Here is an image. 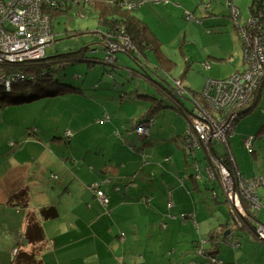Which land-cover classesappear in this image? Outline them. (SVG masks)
<instances>
[{"label":"rangeland","instance_id":"rangeland-1","mask_svg":"<svg viewBox=\"0 0 264 264\" xmlns=\"http://www.w3.org/2000/svg\"><path fill=\"white\" fill-rule=\"evenodd\" d=\"M3 1L8 2L11 0ZM53 1H58L63 5L65 11H60L50 16L51 19L53 18L54 30L56 32H54L55 35L46 51L48 57H53L57 52L61 54L75 52L87 46L99 45L98 48H103L102 43L104 42V38L102 37L100 39V37L106 31V24L100 19L101 12L97 4L101 2L113 3L117 2L116 0ZM211 1L212 0H127V2L130 3H123L132 16H136L140 19V17L143 18L144 15L145 21L150 24L149 26L154 32V35L159 38L162 43L164 55L173 61L174 64L172 66L168 62L167 65L162 64L161 61L156 58L155 53L149 52L150 62L157 71L167 72L173 77H176V80H174V78L172 79L174 80V86L176 87L178 95L190 93V90L201 91L208 80L227 79L240 71L243 72L247 70L248 62H257L255 59V52H259L260 54L261 49L264 51V34H262L264 31L263 13H260V15L257 13L251 15L250 9H248L249 0H240V8L242 9L238 11L240 13L237 12L238 9L235 8L236 5H234L235 7L231 6L233 21L235 23L233 28L227 27L219 32L215 28L210 27L207 22H211L212 19H217L215 16L222 17L225 9L227 10L228 8V0H215L213 7L209 9L210 15H208L206 14V9ZM129 5L132 7H128ZM155 7H157V9ZM67 9L69 10L68 12ZM185 12V19H182ZM200 21L207 22L203 24L200 23ZM242 37L244 45H242L240 39ZM112 44L116 45L111 48L112 51L115 52L111 54L112 56L105 59V65L107 67L103 66L99 70H92L88 66V63H84L67 67L61 65L62 67L58 69L62 70L59 73L60 75L56 77V80L62 84L66 82L65 77H72V79L75 80L76 76L79 78L81 76L82 79H87L86 84L89 86L99 87L98 89L94 88L96 90L91 92L100 93V95H98V100L89 99L90 101H87L88 99H86V97H90L88 94L87 96H67L55 100L56 103L54 104L46 105L42 102L43 100H39L37 103L40 105L36 106L37 104L34 103L27 104L25 109L17 108L15 105H5L0 101V150L3 149L8 135H11L10 140H12L16 139V137L25 130H28L20 128L22 125L19 123L22 120L45 125V128L49 131L59 128L60 132H64L68 129L77 132V129L81 127L84 130H82L81 136L78 137H86L89 140L94 139L102 146H109L111 143L107 136L114 131L111 129L112 126H110L112 121L103 120L101 116L104 110H108V112L111 113L113 109H116L117 119L115 121L118 127L123 125L124 133H126L127 126L132 127V123L128 122L129 119H132L133 123H135L134 131L144 127L147 132L150 131L148 138L150 139L153 136L152 144L146 145L144 150L146 154H149L145 159L148 173L154 171L156 176L161 177L164 181L170 183V185H174L175 181L178 183L182 181H185V183L189 182L191 181L190 177L194 176L191 178L197 180L199 190L204 194H200L197 190H194L192 195L189 194L191 188L190 184V187L186 186V188L179 191V193L183 192L189 197L185 205L187 206L186 209L182 210L180 207L176 208L174 202H168V204L165 202L161 211H155L156 203H153L151 205V211H146L145 217L144 213H141L142 220L144 218L148 222L150 218H152V220L155 219V226L148 225V228L151 227V234L155 236L150 239L153 241H149L148 245H157V249L163 251L173 246L174 249H179L178 252L180 255L177 256L178 259L184 264H187L189 260L192 259L191 256L197 255L195 253V244L199 242V244L201 246L204 245V247L209 245L207 235L221 220L219 218L222 217L218 209L219 206L215 205L212 199H209L207 202V192L203 190L207 172L210 180L215 181L216 190L220 195V190H222V195L228 204H230L231 209L240 214V216L244 217V215H246L244 210L246 205L251 208V203L254 204L255 202L254 200H249L248 196L245 197L246 199L243 198L241 181L238 180V177H240L239 170L237 169L236 161L232 155L230 154L231 157L228 155L231 166H227L221 159H217V155L212 154L214 147L221 145L222 140L216 138L219 142L213 144L209 143V141L203 142V144L198 142L197 144L196 136L194 138L191 136V143L184 141L183 136L179 137L177 142L174 140V137L185 134V131L188 133L189 127L186 124L187 122L188 124L190 123L193 129V124L196 125L197 122L203 120L201 116H199L200 118L197 117L195 112L200 109L199 105H204L205 107H201L199 111L202 112V116L205 114L206 105L202 94L200 95L201 98L196 96V101H192L195 102V104L190 100L186 102L191 111L180 113L169 109L158 111L160 106L157 105L149 108L146 112L142 103L138 104L128 101V99L124 101V98H121L120 95V97L117 98L118 93L113 92L115 85L114 75H116L115 77L118 82H120V80L122 81L124 77V84L129 83L130 76L136 77L142 82L144 81V83H147L150 87H152V85L146 77L136 73L132 69H130V71L128 70L131 75L129 73L124 76L122 75V73L125 74L124 69L127 68L128 63L125 60L124 62L121 61L123 60L121 56L119 60L118 55L130 52L132 46L131 43L126 40H122V43L118 45L108 39L106 46L110 47ZM223 47L227 50V55L221 51ZM90 52L94 54L96 51L90 49ZM109 52L111 51H108V53ZM259 54L257 53V56ZM162 67H167L169 70L163 71ZM137 70L139 69L137 68ZM262 80H264V76ZM109 81H113L114 85L107 84ZM259 86L260 84L255 93H258ZM107 87H109V89ZM119 87L122 88L123 83H121ZM263 87L264 82L262 89ZM86 93H88V90ZM81 104H83V106H80ZM5 106H9L8 109L11 107L12 110L8 111ZM17 109L20 111L22 120L14 116L15 114L13 112L17 111ZM245 110L239 114V118L233 121L234 126H237L245 113H247ZM118 116L121 118H118ZM144 116V119L136 122ZM123 118H126V121L124 120L122 123ZM244 120L248 122L249 117H246ZM251 121L252 123L254 122L253 116L251 117ZM98 122L101 126H98ZM245 122H243L242 125L246 124ZM254 128L255 127H253L252 130V127L249 128L247 125L244 127V130L254 132ZM242 131L239 133H242ZM232 133H234V131ZM72 134L73 133L70 131L65 132L67 139L70 138ZM229 136L230 135H227L226 138ZM231 138L227 139V146L230 144ZM239 140L237 138L238 142ZM142 144L141 141L140 147ZM247 144L251 145L250 141H248ZM186 145L188 149H185ZM199 148H202L201 150L204 149L206 152V168L202 163L204 158L202 159V157H199L194 160V154H198L196 151H199ZM219 149L225 151L224 147H220ZM245 157L248 164L250 161L254 164L259 161V165H257L256 169L260 172H264V165L261 164L262 160H264L263 153H261L256 160H254L251 155L248 157L245 154ZM233 167L236 169L234 170ZM222 168H226L228 172H230V175H233L234 180L233 178L231 179L230 176L229 178H225L221 171ZM254 168V166L251 167L252 174L256 171ZM56 178H59L58 175H56ZM161 178L155 182V176H147L145 182L152 184L150 190H156L157 188L154 185L161 186ZM255 179L260 182L256 188V193L258 192L259 195L263 197L264 188L262 187H264V178L258 177ZM228 183L231 184V186H228ZM203 200H205V202ZM258 210L260 216L264 220V208L260 211L259 207H257L254 211L258 212ZM185 211L186 213L183 214ZM170 213L179 218L177 225L171 222ZM188 215L193 217V222L192 220H186L185 217ZM15 220L19 222L18 217H15ZM187 222H189L190 225H185ZM161 223L163 227L167 226L165 225L166 223L169 224V230L167 232L159 231ZM193 224L195 230L192 231ZM156 226L158 229L155 230L154 227ZM8 227L12 228V225L9 224ZM237 229H239L238 225L234 227V230ZM2 230V226H0V232ZM12 231L19 233L17 229H13ZM176 234H178L179 237L177 245H175ZM226 236L230 237L231 232L228 231ZM263 237L264 236L260 237L261 239L259 238L257 243H264ZM160 238L162 239L161 242L154 243L155 240L157 241V239ZM0 244L5 245V241L4 243L0 242ZM222 251L223 254L226 253L225 249ZM0 252L2 255V251ZM238 253L242 254L243 252L238 250ZM241 254H239L240 259H242L241 261L247 264H250L252 261V264H256L254 259L250 260L249 257L245 258ZM261 258L264 261V256ZM2 259L3 257H0V263ZM262 264H264V262Z\"/></svg>","mask_w":264,"mask_h":264},{"label":"crops","instance_id":"crops-1","mask_svg":"<svg viewBox=\"0 0 264 264\" xmlns=\"http://www.w3.org/2000/svg\"><path fill=\"white\" fill-rule=\"evenodd\" d=\"M214 1L212 0L207 7L206 14L210 15L209 9L213 7ZM233 3L237 8L241 5L240 0H228V8L222 15L223 20L228 24L221 23L217 19H212L211 22L200 21V23L207 22L219 32L227 27L233 28L235 23L230 9ZM248 3L249 8L253 0H249ZM185 14L186 12L182 19H185ZM220 17L215 16V18ZM140 19L150 25L145 21L144 15ZM221 51L226 55L228 53L224 47ZM129 79L135 78L129 76ZM249 115L253 116V123L252 116ZM246 117H249L248 122L244 120ZM130 120L132 127L127 126L126 133H122L123 127H118L115 120V124L112 122L110 126L114 131L107 136L111 143L109 146H102L94 139L78 137L84 130L80 126L77 132L65 130L73 133V137L68 140L65 132H60L59 128L49 131L45 125L36 122L27 124L29 122L27 120L20 122L22 126L24 125L20 128L25 129L26 125H29L28 130L16 139L10 140L11 135L6 137L4 150H0V226L3 229L0 232V242L5 241V245L0 244L2 251L0 257H3L0 264H13L19 254L33 256L34 260L31 258L32 262L29 264H184L178 259V251L173 246L163 251L157 249V245H148L149 241H153L150 239L155 237L151 234V227L148 228V225L155 226V219L150 218L148 222L144 218L142 220L141 213H144L145 217L146 211H151L153 203H156L155 211H161L165 202L166 204L174 202L176 208L186 209L185 205L189 197L179 191L186 186L190 187V184L189 194L192 195L194 190L204 194L199 190L197 180L191 178L194 176L190 177L189 182L175 181L174 185H170L156 176L154 171L148 173L145 159L149 154L144 150L146 145L152 144L153 136L149 139V136L134 133L135 123ZM242 121L246 124L242 125ZM97 124L101 126L99 122ZM247 125L249 128L252 127V130L255 127L254 132L244 130ZM241 131L242 133H239ZM183 135L174 137L175 142ZM250 136H254L255 141L252 142V148L249 150L246 149L245 144ZM141 141L143 144L140 147ZM220 146L224 147L225 151L218 149L219 152L225 157L231 154L243 176L264 178V172L256 169L259 161L255 164L250 161L249 165L245 157V154L248 157L251 155L256 160L261 153L264 156V87L253 110L245 113L238 123L230 144L217 145V148ZM196 152L197 159L204 158L202 163L205 166L206 152L204 149ZM212 154L217 155L214 152ZM252 164L257 171L254 174H252ZM261 164L264 165V160ZM54 175H58L59 178H54ZM147 176H155V182L161 178V186L154 185L157 189L150 190L152 184L145 182ZM96 184L99 185L98 190L103 191L108 198L107 205L98 198L94 190ZM211 184L212 188H209V184L205 182L203 188L207 192V202L210 199L209 195L216 194L220 197L213 202L219 206L222 216L219 219L224 221L226 214L223 211L229 204L215 189V181H211ZM22 192L28 195L26 206L24 203L23 206L20 205L22 203L20 199L11 201L13 196ZM261 200L263 201L264 197ZM49 208L55 209L57 213L55 219L42 218L41 210ZM12 216L18 217L19 222H16L15 217ZM31 218L36 219L38 229L30 231ZM170 218L172 223L178 224V217L170 213ZM185 218L187 221H194L190 215ZM9 224L12 228L8 227ZM165 225L167 226L163 227L161 223L160 232L169 230V224ZM185 225L190 224L187 222ZM13 229H17L19 233L13 232ZM193 230H195L194 224ZM28 233H33L37 237L42 234L43 239L28 241L26 239ZM178 238L176 234L175 245L178 244ZM161 241L160 238L154 243ZM239 254L241 253L237 250L236 258L240 260ZM253 254L244 257L253 259ZM191 257L187 264H206L205 258L201 257L202 259L198 261L195 260V255Z\"/></svg>","mask_w":264,"mask_h":264},{"label":"trees","instance_id":"trees-1","mask_svg":"<svg viewBox=\"0 0 264 264\" xmlns=\"http://www.w3.org/2000/svg\"><path fill=\"white\" fill-rule=\"evenodd\" d=\"M116 1L117 2H113V3L101 2L100 4H97L101 12L100 19L103 20L104 24H106V31L100 37V39L102 37L104 38V42L102 43L103 48L100 47L98 48L99 45H94V46H87L82 48L81 50L65 53V54H61L57 52L56 55H54L53 57H48L47 55L46 58L41 61L28 62L24 65L14 66V68H11L13 71L15 70V73L13 74H9L12 72V70L8 69L6 67L7 66L6 64H0V101L5 105H10V106L15 105L17 108L25 109L27 107V104L34 103L37 104L36 106L40 105L37 103L39 100L41 101L43 100L42 102L47 105V104H54L56 103L55 100H58L60 97H67V96H71V97L77 95L87 96L88 94L90 97H86V99H88L87 101H90L89 99L98 100L99 97L98 95H100V93H91L92 91L96 90L94 88H97V86H89L88 84H86L87 79L84 78L82 79L81 76L80 78L76 76L75 80L72 79V77H65L66 82L62 84L58 80H56V77L60 75L59 73L62 69L61 70L58 69L62 67L61 65L67 67V66H76L78 64L88 63V66L92 70H99L101 67L106 66L105 59L107 57L112 56L108 53V51H110L109 47L106 46V43L109 39L112 40L114 43H117L118 45L122 43V40H126L131 43L132 50L130 52L122 53L118 55L119 60L121 56L123 57V60L121 61L124 62L125 60L128 63V66L126 68L127 70L124 69L125 74L122 73V75L124 76L127 75L128 73L130 74L129 71L130 69H132L136 73H139L144 77H146L152 85V87H150L148 86L147 83L138 80L136 77H134L135 79L129 80V83L124 84L125 79H122V81L120 80V82H118L115 77L116 75H114L115 85L113 84V81L112 82L109 81L107 82V84L114 85L113 92L118 93L117 98L121 96V98H124V101L128 99V101L136 102L138 104L142 103L144 109H146V112L148 111L149 108L156 105L160 106L158 111L168 110V108L173 109L179 113L184 111L185 112L191 111L189 110L186 102L188 100H190L191 102L196 101L195 99L196 96L201 98L200 95L202 94L204 88L201 91L190 90V93H183L182 95H178L177 94L178 92L176 91V87L174 86V80H176V77H173L167 72L157 71L155 67L151 64L149 59V52H152L155 53L156 58H158L162 64L167 65V62L171 66L174 64L171 59L167 58L164 55L162 51L161 41L159 40V38H157L154 35L150 27L145 22H143L138 17L132 16L130 14V11L125 8V5H123V3L125 4V0H116ZM42 2H43L42 9L44 13L50 16L51 14L53 15L54 13L65 11L64 6L61 5L58 1L42 0ZM233 6L234 3L232 7ZM232 7L230 8L231 13H232ZM237 9H238L237 12L241 10L240 8ZM248 9H250L249 11L251 12L250 13L251 15L256 13L258 15H260V13L264 14V0H253L252 5ZM68 11L69 10L67 9V12ZM228 11L230 15V10ZM217 20H219L221 23H226V21L223 20V17H221L220 19L217 18ZM52 24H53V18H52ZM262 34H264V31L262 32ZM240 39L242 45H244L243 37ZM90 49H93L96 52L92 54L90 52ZM247 66H248L247 68L248 70L249 65L247 64ZM137 68L139 70H137ZM162 69L163 71L169 70V68L167 67H162ZM243 72H238L236 74L239 73L241 74ZM172 78H174V80ZM227 79H222V80H227ZM263 82L264 80L261 81L258 93H256L252 104L245 110V112H251L253 110L254 105L258 101L259 93L262 90ZM121 83H123L122 88L119 87ZM107 88L109 89V87ZM87 90L88 93H86ZM49 98H55V99H49ZM192 103L195 104V102ZM80 106H83V104H81ZM5 107L6 109H8L9 106H5ZM10 110H12L11 107L8 109V111ZM13 113L15 114L14 116L17 119L22 120L21 119L22 117L20 116V111H18V109ZM102 114L103 115L101 117H103V120L109 121V119L111 118V121L114 122L115 124L114 120L117 119L116 109H113L111 113L108 112V110H104ZM118 118L121 117L118 116ZM144 118L145 116L137 120L136 122H139ZM122 120H125V118H123ZM130 121L131 120L129 119L128 122ZM29 123L31 122H28L27 124ZM19 124L21 125L22 123ZM186 124L189 127L188 122ZM121 126L123 127V125ZM22 127H24V125ZM29 127H30L29 125H26L25 129H28ZM53 131H55V129H53ZM122 133L124 132L122 131ZM134 133L138 134L137 131H134ZM190 138H191L190 134L185 131V134L183 135V139H185V141H188L189 139L190 141ZM248 138H253L252 142L255 141L254 136H250ZM69 139L70 138H68V140ZM185 149H188L187 145ZM200 149L202 148H199V150ZM218 149L219 148L214 147V151H212L217 154V159H221V161H223L224 164H226L227 166H231L230 165L231 162L229 158H227L228 154L225 157L223 153L219 152ZM196 159H197V155H195L194 157V160ZM206 167H207V163L205 164V168ZM239 173H240L239 175L240 177H238V180L244 182L260 177V176H251L246 178L245 176H243V174H241V171H239ZM206 176H205L206 177L205 182L209 184V188H212V184L208 172L206 173ZM220 191L222 195V190ZM257 196L259 201L263 204V207L260 209V211H262L264 208V200L262 201L261 198H263L264 196L261 197L258 192H257ZM209 198L212 199L213 201V200H217L220 197L214 194L211 196L209 195ZM17 199H20V201L22 202L20 205L23 206L24 203V206H26L28 195L26 192H22L20 194L13 196L11 198V201L15 202ZM221 200H222L221 202H223V199ZM244 210L246 212V215L242 217L240 216V214L234 212L231 209L230 204L224 209L223 213L226 214V216L224 215L225 216L224 221L220 220L207 235L208 240L207 239L206 240L209 242V245L207 247H204V245L201 246L199 242H198L199 245L198 244L194 245V247L197 250V251L195 250V253L197 254L196 255L197 258H195V260L199 261L202 258H205L206 260L204 261H206V264H247L241 261L242 259L239 260L236 258V251L241 250V252H243L244 254L243 256H247L248 254L254 253L252 256H254L253 259L254 261H256V264L257 263L262 264L264 262L263 259L261 258L262 256H264V245H262L264 243L260 244L256 242V240L259 239L257 234L259 224L264 225V220L260 216L259 210L258 212H255L251 210V208L248 205L244 207ZM185 213L186 211L183 212V214ZM40 214L44 219H55L57 216V213L53 208L42 209ZM35 220H36L35 218L30 219V225H29L30 231H32L35 228L38 229V224H36ZM236 225L239 226V229L234 230V227ZM228 231L231 232L230 237L226 236V233ZM34 237H36V239H34ZM26 239L31 242L32 240L40 241L43 239V235L40 234V237H37V235H33V233H28L26 235ZM228 244L230 245L232 244L233 246L231 247ZM223 249H225L226 252L225 254H223L222 251ZM177 251H179V249ZM178 255H180L179 252ZM256 256L259 259H257ZM31 258L34 260L33 256L31 257L26 254L23 255L19 254V256L15 257L13 264H29L30 262H32Z\"/></svg>","mask_w":264,"mask_h":264},{"label":"built area","instance_id":"built-area-1","mask_svg":"<svg viewBox=\"0 0 264 264\" xmlns=\"http://www.w3.org/2000/svg\"><path fill=\"white\" fill-rule=\"evenodd\" d=\"M127 3L130 2L126 0L125 4ZM42 6V0H11L8 2L0 0V60L4 61L7 55L15 52L32 53L33 58L36 59L45 56L46 49L50 46L55 34L52 19L50 15L44 13ZM114 46L116 45L112 44L109 47L110 55L115 52L111 49ZM257 53L259 54V52H255L257 62H248L249 69L247 71L236 74L227 80L207 81L202 92L206 105L205 114L202 116V112L199 111L201 107H205L204 105H199V113L196 112V116H201L203 120L197 122L196 125L193 124L194 130L189 123L188 133L193 138L196 136L197 144L208 141L213 144L222 140V144L227 146V139L234 136L237 126H234L233 121L239 118V114L252 104L256 95L255 91L264 76V51L261 49L258 56ZM26 59L29 58L24 57L18 61ZM233 131L234 133H232ZM137 133L144 136L148 132L146 128L142 127L137 130ZM227 135L230 136L226 138ZM248 141L251 145L247 144ZM252 141L253 138H248L246 141L245 146L249 150L252 148ZM188 143H191V140L188 139ZM221 171L225 178H229V176L231 179L233 178L226 168H222ZM53 177L56 178V175ZM256 180L241 181L243 198L248 196L249 200L255 202L251 203L253 211L257 207L259 209L263 207L256 193L260 182ZM97 186L99 185L94 186V190L98 198L104 205H107L108 198L103 191L98 190ZM228 186L231 184L228 183ZM262 236H264V225H259L258 237Z\"/></svg>","mask_w":264,"mask_h":264},{"label":"water","instance_id":"water-1","mask_svg":"<svg viewBox=\"0 0 264 264\" xmlns=\"http://www.w3.org/2000/svg\"><path fill=\"white\" fill-rule=\"evenodd\" d=\"M47 49H46V51H47ZM46 56H47V53L45 54L44 57L36 59V58H33V54L32 53H28V52H15V53H12L10 55H7L4 58V61L3 60H0V64H6L7 65L6 67L8 69L12 70L11 68H14V66L24 65V64H26L28 62L41 61V60L45 59ZM24 57H27L29 59L18 61V60H20V59H22ZM13 73H15V70L14 71L12 70V72L9 73V74H13Z\"/></svg>","mask_w":264,"mask_h":264},{"label":"clouds","instance_id":"clouds-1","mask_svg":"<svg viewBox=\"0 0 264 264\" xmlns=\"http://www.w3.org/2000/svg\"><path fill=\"white\" fill-rule=\"evenodd\" d=\"M125 1H126V0H125ZM152 1H155V0H152ZM149 132H150V131H148V133H147L146 135H144V136H149ZM234 135H235V134H234ZM140 136H142V135H140ZM233 137H234V136H233ZM233 137H232V138H233Z\"/></svg>","mask_w":264,"mask_h":264}]
</instances>
